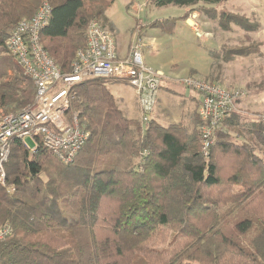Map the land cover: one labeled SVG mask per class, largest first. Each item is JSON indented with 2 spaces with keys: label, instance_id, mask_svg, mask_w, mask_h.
I'll list each match as a JSON object with an SVG mask.
<instances>
[{
  "label": "trees",
  "instance_id": "trees-1",
  "mask_svg": "<svg viewBox=\"0 0 264 264\" xmlns=\"http://www.w3.org/2000/svg\"><path fill=\"white\" fill-rule=\"evenodd\" d=\"M226 1L148 0V6L197 10L224 31L260 29L254 17L214 7ZM42 2L51 15L40 43L68 74L89 24L104 28L113 0H0V113L33 102L34 86L6 42ZM187 16L148 27L171 34ZM261 46L259 40L222 45L217 56L226 63L261 57ZM249 85L264 91V78ZM67 113L89 133L68 164L41 143L31 155L11 140L5 184L14 191L0 185V227L8 224L11 234L0 242V264H264V122L233 113L223 125L240 128L242 140L218 129L203 157L197 117L191 130L129 119L103 80L76 84Z\"/></svg>",
  "mask_w": 264,
  "mask_h": 264
},
{
  "label": "built area",
  "instance_id": "built-area-1",
  "mask_svg": "<svg viewBox=\"0 0 264 264\" xmlns=\"http://www.w3.org/2000/svg\"><path fill=\"white\" fill-rule=\"evenodd\" d=\"M51 7L43 2L29 19L21 20L6 42V51L31 80L35 93L32 104L6 115L0 120V185L5 184L4 166L7 163L12 139L33 154L41 143L63 164L70 163L87 142L89 133L79 127L74 113L68 114L69 92L79 83L91 79H110L133 89L140 112V122L147 123L155 108L161 72L143 62L142 44L132 43L128 56H116L111 34L92 21L86 32V44L75 54L71 71L63 74L43 49L39 35L47 25ZM190 27L197 38L202 37L196 16H190ZM182 84L200 97L197 111L201 154L207 156L214 132L237 111V104L246 97L243 89L228 90L217 83L194 76L183 78ZM264 122V117L261 118ZM28 138L31 145H27ZM12 190H14L12 188ZM11 234L8 224L0 227V242Z\"/></svg>",
  "mask_w": 264,
  "mask_h": 264
},
{
  "label": "crops",
  "instance_id": "crops-1",
  "mask_svg": "<svg viewBox=\"0 0 264 264\" xmlns=\"http://www.w3.org/2000/svg\"><path fill=\"white\" fill-rule=\"evenodd\" d=\"M230 1L232 0L226 1L224 3ZM243 5L244 2L242 0L238 3L237 7L232 6L233 10L237 11H225L238 15H245L247 17H254L252 15L253 9L244 8L246 11H242L240 6ZM214 7L220 10V8H217V5H214ZM183 8L185 9L186 7ZM192 14L196 13L192 12ZM254 18L257 19L260 23V20L257 17ZM155 20L157 19L151 20L143 25H140V20L135 19L133 27L126 33H121L116 29L114 24L111 21H108L107 19L104 29H106L111 34L114 40L116 56L118 59H126L128 56V50L131 42L135 39H138L143 42L142 56L144 64L156 71L161 72L162 77L160 79V86L157 94L156 104L150 116V119H154L156 121V119L154 118V112L157 107L156 122L159 126L161 125L158 122V118H169L168 114L165 113L168 108V105L166 104L165 98L162 96L161 90L163 89V81H167L170 84L177 83L182 85V82H180L181 78L185 77L187 74H193L197 76L200 73L201 77L208 79L210 82L220 84L224 88L231 90L239 87H244L245 84L248 85L251 83H256V81H243L241 72L245 68L253 70L254 72H259L264 69L262 64H259L257 61L264 57V41L260 37V35H262V33L264 32L262 26L255 33L245 34L242 30L236 28V26L232 27L231 31H224L220 29L215 22L209 20L203 15L202 17L198 18V23L201 25L200 27L203 33L205 34V36H203L201 39L197 38L193 34L192 29L190 27L191 21L189 18L186 21L176 23L175 29L171 34L163 32L157 28L148 27V24ZM220 30L231 35L227 38V40H229L228 42L224 41ZM176 35L178 37H181V48H179L178 45L176 46V44H172ZM249 40H259L262 42V46L260 48V51L262 53L261 57L256 55H250L246 57L236 56L233 58V60L226 63L223 62L221 58L217 56V52L219 51V48L222 45L236 46L241 43L240 41L247 44L249 43ZM174 56H177L178 60L184 59V61H181V63L183 62V64H177L176 62L178 60L175 61ZM157 57L159 58L157 59ZM249 57H255L256 59L251 63L257 61L254 63L253 68L251 67V63L246 62V59ZM186 58H188L189 61L185 63ZM236 67H238L237 70L235 69ZM263 77L264 76L261 75L260 79H262ZM131 90V98L125 99L120 97L119 101H117L115 97H113L120 105L121 111L127 118H138L140 120V112L137 104V99L132 88ZM171 93L174 92L171 91ZM195 94L197 97L190 96L186 92L184 95H180V97H183L187 103L185 110L182 111V116H185V118L181 119L180 122L171 123L168 126L172 124H181L187 127L189 130L194 127V125L196 124V117L198 118L197 111L200 105V97L197 93ZM256 99H243L240 102L242 109H245L246 112L250 111L248 112V114H257L258 112L264 111V105H260L259 103H257ZM132 110H134V117H128L126 113H130Z\"/></svg>",
  "mask_w": 264,
  "mask_h": 264
},
{
  "label": "rangeland",
  "instance_id": "rangeland-1",
  "mask_svg": "<svg viewBox=\"0 0 264 264\" xmlns=\"http://www.w3.org/2000/svg\"><path fill=\"white\" fill-rule=\"evenodd\" d=\"M240 1H242V0H232V1L227 2V3L217 5V8L224 9L227 11H237V10H233L232 6L237 7V5ZM243 2H244V5L240 6L242 11H246L245 10L246 8L247 9H253L252 15L254 17H257L260 20L262 29L264 30V0H243ZM189 9L190 8L184 9L183 7L172 6V5L164 6V7H151V6H148V0H113L110 8L105 13V19H106V22H107V19H108V21H111L119 32L126 33L127 31H129L133 27L135 19H139L140 25H143L146 22H149V21L154 20V19L180 18L184 14H188V16L186 18V20H187L188 18L190 19L191 15H194V16H196V23L198 24L199 30L202 33V37L205 36V34L203 33V31L200 27L201 25L198 23V18L202 17L203 15L198 13L197 10L193 11V12H195L198 15L192 14V12H190ZM184 10H186V11H184ZM186 20H183V21H186ZM179 22H181V21H177V23H179ZM232 27H235V26H232ZM236 28H238V27H236ZM220 32L222 34L224 41L228 42L229 40H227V38L230 37L231 35H229V33H226L222 30H220ZM202 37H201V39H202ZM260 37L264 41V32L262 33V35H260ZM135 41L140 42L143 46V42L141 40H138V39L133 40L131 42L130 46ZM240 42L242 43V41H240ZM172 44H176V46L178 45V47L181 48L182 47L181 37L180 36L178 37L176 35V37H174V41ZM130 46H129V48H130ZM173 48H175V47H173ZM263 50H264V48H263ZM142 58H143V56H142ZM158 58L159 57H157V59ZM174 59L176 61V60H178V57L174 56ZM237 60H241V59H237ZM254 60H256L255 57H249L246 59V62L251 63ZM181 61H184V59L183 60L179 59L176 63L181 65V64H183V62L181 63ZM187 61H189L188 58H186L185 63ZM257 61L259 64H262V66L264 67V57L262 59L257 60ZM257 61H255V62H257ZM254 63H251L252 68L254 67ZM235 69L237 70L238 67H236ZM241 73H242V79L244 82L245 81H254V82L256 81V83H258L261 80L260 76L261 75L264 76V69H262L259 72H256V71L254 72L253 70H249V69L245 68ZM187 76H194V77H197V78H200L202 80L210 82L208 79L201 77L200 73L197 76H195L193 74H187L185 77H187ZM185 77H183V78H185ZM183 78H181V80ZM96 80H103L104 82H106L107 88L109 89V91L112 93V95L115 97V99L117 101H119L120 97L127 99V98H131V96H132L131 88L122 82H118V81H114V80H110V79H100V78H96ZM181 80H180V82H182ZM162 87H163V89H161L162 90V96L165 98L166 104L168 105V108L166 107L167 110L165 113L168 114L169 118L168 119L158 118V122L161 126L166 127L171 123L180 122L181 119L185 118V116H182V111L185 110L187 103L183 97H180V95H184L186 92L190 96H194V97H197V96L195 94L196 92L186 88L183 84L182 85L177 84V83L176 84H170L167 81H163ZM237 89L246 90L247 95L245 98L247 100H255L257 98L256 99L257 103H259L260 105H264V91L258 90L256 87L250 86L249 84L248 85L245 84L244 87L231 89V91L237 90ZM171 91H173L174 93H171ZM245 98H243V99H245ZM241 101L238 102L237 111L235 112V114L240 116V119H242L244 122L252 121V120H256V119L262 120L261 118L264 117V111L258 112L257 114L256 113L248 114V112H250V111L246 112L245 109H242L241 104H240ZM117 107L119 109L121 108L118 103H117ZM24 108H21L20 110H22ZM10 114H12V113H10ZM6 115H9V114L0 113V120L2 117L6 116ZM126 115L128 117H134V110H132L130 113H126ZM154 118L157 121V107H156L155 112H154ZM134 119H138V118H134ZM238 129H240V128H238ZM238 129H229L227 126L222 125L219 130L230 132L231 136H232L231 137L232 140H236V141L240 142L242 139L241 138L238 139V137H236V135L238 134L236 132V130H238ZM25 142L27 145H29V146L31 145L30 140L28 138H26ZM4 173L6 176L5 166H4ZM2 187H5L6 191L9 193H12L14 191V190H12L11 186H7L6 184H4ZM234 190L238 192L239 188L235 187ZM257 231H258V227L255 224L253 229L248 233L247 237L248 238L251 237L252 235L256 234ZM244 247L246 249L250 248L248 245H246V243L244 244Z\"/></svg>",
  "mask_w": 264,
  "mask_h": 264
}]
</instances>
